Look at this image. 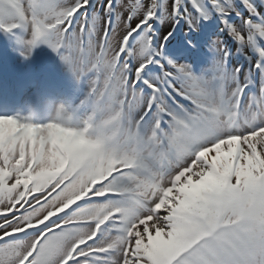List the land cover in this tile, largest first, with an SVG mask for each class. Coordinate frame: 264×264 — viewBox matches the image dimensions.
<instances>
[{
    "label": "snow or ice",
    "instance_id": "obj_1",
    "mask_svg": "<svg viewBox=\"0 0 264 264\" xmlns=\"http://www.w3.org/2000/svg\"><path fill=\"white\" fill-rule=\"evenodd\" d=\"M214 18L196 75L167 46ZM0 33L87 85L0 114V264H264V0H0Z\"/></svg>",
    "mask_w": 264,
    "mask_h": 264
},
{
    "label": "rangeland",
    "instance_id": "obj_2",
    "mask_svg": "<svg viewBox=\"0 0 264 264\" xmlns=\"http://www.w3.org/2000/svg\"><path fill=\"white\" fill-rule=\"evenodd\" d=\"M218 24V20L214 18L201 26L199 31L201 35H205V38L200 41L202 43L200 51L212 55L208 48L209 42L217 39L218 34L222 39L227 38L219 29L218 34L214 31ZM16 49V43H11L6 50L7 66L13 70L18 85L13 88L14 96L8 98L6 93L9 84L6 75L7 89L2 92L5 93V109L2 114L15 115L22 120L30 119L31 122L43 124L53 122L56 117L54 108L51 110L45 108V100L56 103L57 109L63 107L66 111L78 107L87 90L86 83H78L46 45H39L27 60L22 58ZM211 59L212 57L210 61ZM209 66L210 64L205 62L204 69ZM42 91L45 94L41 96ZM76 114L82 117L84 113L81 109Z\"/></svg>",
    "mask_w": 264,
    "mask_h": 264
},
{
    "label": "bare ground",
    "instance_id": "obj_3",
    "mask_svg": "<svg viewBox=\"0 0 264 264\" xmlns=\"http://www.w3.org/2000/svg\"><path fill=\"white\" fill-rule=\"evenodd\" d=\"M7 87H3L1 84H0V93L6 91ZM56 91V90H55ZM0 99H1V96H0Z\"/></svg>",
    "mask_w": 264,
    "mask_h": 264
},
{
    "label": "clouds",
    "instance_id": "obj_4",
    "mask_svg": "<svg viewBox=\"0 0 264 264\" xmlns=\"http://www.w3.org/2000/svg\"><path fill=\"white\" fill-rule=\"evenodd\" d=\"M1 35L4 36V37H11V36L5 35V34H3V33H1Z\"/></svg>",
    "mask_w": 264,
    "mask_h": 264
}]
</instances>
